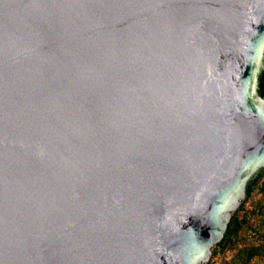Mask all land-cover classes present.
Listing matches in <instances>:
<instances>
[{"label":"water","instance_id":"water-1","mask_svg":"<svg viewBox=\"0 0 264 264\" xmlns=\"http://www.w3.org/2000/svg\"><path fill=\"white\" fill-rule=\"evenodd\" d=\"M263 60L264 0H0V264H208Z\"/></svg>","mask_w":264,"mask_h":264},{"label":"trees","instance_id":"trees-1","mask_svg":"<svg viewBox=\"0 0 264 264\" xmlns=\"http://www.w3.org/2000/svg\"><path fill=\"white\" fill-rule=\"evenodd\" d=\"M258 83L264 96V70ZM247 192L249 199L232 218L211 264H264V167L250 180Z\"/></svg>","mask_w":264,"mask_h":264},{"label":"rangeland","instance_id":"rangeland-1","mask_svg":"<svg viewBox=\"0 0 264 264\" xmlns=\"http://www.w3.org/2000/svg\"><path fill=\"white\" fill-rule=\"evenodd\" d=\"M263 61H264V60H263ZM248 199H249V198H248ZM248 199H247V200H248ZM247 200H246V201H247ZM246 201H245V202H246ZM248 205H249V207H250V203H249ZM213 260H214V256L212 257V259L209 261L208 264H211V263L213 262ZM213 264H217V263H213ZM220 264H221V263H220Z\"/></svg>","mask_w":264,"mask_h":264},{"label":"flooded vegetation","instance_id":"flooded-vegetation-1","mask_svg":"<svg viewBox=\"0 0 264 264\" xmlns=\"http://www.w3.org/2000/svg\"><path fill=\"white\" fill-rule=\"evenodd\" d=\"M258 91H259V89H258ZM260 93V92H259Z\"/></svg>","mask_w":264,"mask_h":264}]
</instances>
